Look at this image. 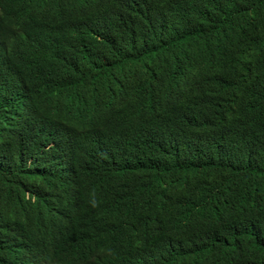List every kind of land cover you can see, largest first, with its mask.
Masks as SVG:
<instances>
[{
    "label": "trees",
    "instance_id": "1",
    "mask_svg": "<svg viewBox=\"0 0 264 264\" xmlns=\"http://www.w3.org/2000/svg\"><path fill=\"white\" fill-rule=\"evenodd\" d=\"M0 264H264V0H0Z\"/></svg>",
    "mask_w": 264,
    "mask_h": 264
}]
</instances>
